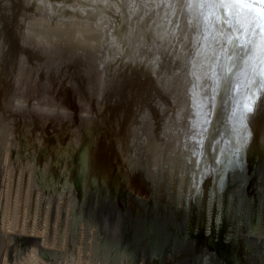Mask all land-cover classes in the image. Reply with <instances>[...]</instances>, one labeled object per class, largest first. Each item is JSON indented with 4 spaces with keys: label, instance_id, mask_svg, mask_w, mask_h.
I'll return each mask as SVG.
<instances>
[{
    "label": "water",
    "instance_id": "95a60500",
    "mask_svg": "<svg viewBox=\"0 0 264 264\" xmlns=\"http://www.w3.org/2000/svg\"><path fill=\"white\" fill-rule=\"evenodd\" d=\"M19 1L0 0V233L4 236L0 245L4 251L5 236L9 233L18 235L19 239L28 235L31 249L36 246L35 252L42 253L38 235L32 230L14 232L10 231L11 222L6 228L1 224L8 207L21 208L29 201L31 208L39 205L42 209L57 204L74 205L76 200L79 204L113 205L118 198V205L125 208L131 202L139 207V203L149 201L153 209L164 205L168 212L175 213L171 224L182 229L188 220L191 224L196 221L190 217L182 220L183 213L192 207L202 213L203 229L210 212L214 218L221 219L214 214L217 208L212 202L216 199L209 193L215 170L221 173L215 181L221 179L220 185L229 187V199L234 202L218 204L220 208L228 204V216L224 217L229 224L233 227L237 217L244 216L243 211L234 209L237 204L247 210L244 216L249 225L247 230L244 232L246 224H239L232 234L245 233L248 239L256 238L264 245V239L257 236L259 217L263 219L264 213V89L254 92L252 83L253 80L264 83L261 0H242L244 13L238 14V18L247 14L252 21L247 24L249 31L240 36V42L250 55L245 56L239 68L232 69L234 75L227 87L226 57L218 56L219 63L203 60L196 63L201 26L199 18L188 12L184 0H175L172 12L163 0L159 3L156 0H139V3L137 0H59L50 6ZM235 6L238 8L239 4ZM88 8L93 10L89 11L92 17L75 21L79 25L72 21L65 27L51 23L53 30L49 31L44 30L48 26L36 23L42 16L46 17V11L70 17L82 15ZM228 15L225 10L224 16ZM90 21H93L91 25L86 24ZM220 26L229 27L217 21V27ZM56 30L64 32L56 33L59 32ZM102 55L107 59L99 77L92 69L100 64ZM148 64L161 65L163 95H158L161 91L154 85L150 91L137 83ZM209 64L214 68L211 74L205 71ZM34 79H38L36 84H31ZM82 79L86 80L84 84L80 83ZM28 110L40 124H49L57 132L56 138L62 134L61 130H67L69 144L78 143L79 150L69 144L60 145L57 139L49 158L36 162L35 153L41 142L33 141L31 146L32 135L24 127ZM106 113H118V116L104 120ZM211 154L216 156V161L211 162ZM75 171L77 174L73 175ZM133 172L143 174L144 181L135 176L128 180ZM145 174L152 179L154 176L156 182ZM115 177L121 189H114ZM242 179L246 182L242 183ZM97 184L104 187V192L98 190ZM9 185L12 191L10 188V192H3ZM18 186H22L21 191H16ZM145 187L150 190L148 194ZM128 194L129 204L124 202ZM27 196L33 197L29 200ZM217 212L221 214L220 210ZM133 213L142 223L157 220L152 213L146 219ZM15 215L11 212L9 218ZM68 216L70 226L73 212L69 211ZM91 223V229L97 227V222ZM105 223L109 231L126 233L134 225L127 228L113 219ZM91 234L92 238L97 236L93 231ZM179 235L164 238L163 255L158 252L153 260L146 257L142 263L164 260V264H169L168 261L181 264L178 260L184 257L187 261L184 264H195L197 255L183 254L193 236L189 237V232ZM201 236V241L207 240L204 229ZM162 242L155 240L149 246L155 250ZM139 244L145 247L143 240ZM81 256L86 259L91 256L96 264H116L108 252L97 259L93 243L88 254Z\"/></svg>",
    "mask_w": 264,
    "mask_h": 264
},
{
    "label": "flooded vegetation",
    "instance_id": "af4514ba",
    "mask_svg": "<svg viewBox=\"0 0 264 264\" xmlns=\"http://www.w3.org/2000/svg\"><path fill=\"white\" fill-rule=\"evenodd\" d=\"M215 157H216L215 155L212 157V154H211V157H210L211 162L217 160V159H215ZM212 172H213V175L211 176V179H210V182L212 184H210L209 193H211V195L214 194L212 196H213V198L216 199L215 201L212 202L217 208L216 211H214V214L216 216L220 215L221 217L219 216V218H221V219L218 220V219L213 217V213H212V215H211V212L209 213V216H211V217L208 216L209 220H208V222H204L205 225L203 228L206 232V237L204 239H207V240L201 241V237H202L201 235H202V231H203L202 222H201V214L202 213H200L199 211L192 210V208L189 207L192 210V213H190V216H191L190 218L196 220L197 222L195 221V223L191 224L192 227L189 230L188 236L189 237L193 236V237L190 238L191 240L189 241V243L187 245V251L183 252V254L184 255L188 254V256L197 255L199 257V259H197L195 264H264V245L261 244V242L258 239L250 238L251 239L250 240V239H248L249 235H247L245 233L232 234L233 231L237 230L236 225H239V224H242V225L246 224V226L244 228V232H245V230H247L249 225L247 224V222L245 223V221H244V216H245V213L247 210H245V207H241L239 204H237V206H235L234 209L236 211H238V210L243 211L242 215H244V216L237 217L238 222H236L233 227L229 224V220H227V217H224V215L228 216V214H227L228 204L227 203L222 204L221 208L218 205L219 203H222L221 200L226 199L227 196L229 198V196H230V195H228L229 187L228 186L222 187L220 185V183H221L220 178H219L220 180H218V182L215 181V180H217L218 174L221 176L220 172H218L216 170L212 171ZM23 173L24 172H22L21 174H23ZM241 182L244 183L246 181L244 179H242ZM214 183H215V185H214ZM10 188L12 191V186H7V188L4 187V189L2 191L3 192H10ZM17 188L18 189H16V191H18L20 189L22 190V186H18ZM84 188H85V186L82 187V190H84ZM93 188H95V187H93ZM248 191H250V190H248ZM81 193L83 194V192H81ZM30 197L32 199L33 196H30ZM5 198H7V197H5ZM14 198L17 199V194L14 195ZM1 199H2V196H0V202H1ZM131 204L132 205H128V206H126V208H124L123 206L115 205V203L113 205H111V204L107 205L104 203L103 204L102 203L101 204L100 203L99 204H92L91 203L89 205V203H87V202L86 203L81 202L79 204V202H77V200H76L74 205H70V203H65V205L57 204L53 208H51V207L50 208H44L43 210H40V212L36 211V206L34 208H30L31 209V212H30L31 215H29V217H28V219H29L28 226L29 227H31L30 224H32V226H33V224H35L37 214H39V220H37V222H38L37 227L39 230L38 231V239H39L38 244L42 248V249L40 248L42 253L37 254L35 252V250L31 249V247L29 245L30 242H28L29 239L26 238V237H28V235L21 236L24 239H19L18 235L15 234V236H14V234H13L12 237H15V238H13L14 239L13 240L11 237L10 241L8 239V236H5V238H6L5 256L8 259L7 263H9L11 261L14 253H16V256L20 255V256L24 257L30 251H34L37 254V256H40V258L42 260L48 261V263H52V264H56L53 262L54 261L53 256L61 255V253L65 252L63 254V256H65V258L69 261L72 259V256L74 255V253L76 254V256H78V254H79L78 253V244L81 241L80 239L83 240L81 242L82 243L81 253L83 255L84 254L87 255L89 250H90V245H91V243H93L94 255L98 259L100 257L99 255H104V254H106V252L104 250H102V247H101L102 233H101V229L98 227L100 222L96 223L97 227H95V228L91 229V227L89 226V224H92L91 222L95 221L94 216L96 218L101 219V216H103L104 214H108V218H110V217H112L113 214H115L117 216H121V214H123L125 212H135L136 214H138V212L141 211V217H144L146 219L147 216H149V214H151L152 212L159 214V212L161 211L159 215L164 216V208L167 209L166 207H164V205H162L161 208L156 205L155 206L156 208L154 207L155 210H153L149 201H144L142 204L139 203V205H140L139 207H135L133 202H131ZM195 205H197V204H195ZM249 206L251 208V203ZM249 206H248V208H249ZM212 207H213V205H212ZM21 208H24V207H21ZM14 210H15V207H14V209H12V214H14ZM199 210H200V208H199ZM217 210L218 211L220 210L221 214H219L217 212ZM48 211H49V213H48ZM69 211L73 212V217H72L73 220L70 223L71 229L69 226V220H70L69 216H68ZM166 211H168V209ZM201 212H202V210H201ZM203 213H206V212L204 211ZM179 214H180L179 216H182L185 213H183V214L179 213ZM234 214L237 215V213H233V215ZM3 215H5V213ZM48 215H49V217H48ZM23 217H24V214H23ZM3 219H1L2 220L1 224H4ZM46 219H48V221H46ZM23 220H24V218L19 219V224H21L22 226H23V224H22ZM45 221L49 222L48 226L46 225ZM205 221H206V219H205ZM246 221H247V219H246ZM217 222H218V224H217ZM57 223H58V225H57ZM45 225L47 226L48 229H46ZM80 225H82L81 226L82 232L80 231V227H79ZM181 227L179 226L180 231L182 230ZM31 228H29V229H31ZM79 231H80V233H79ZM91 231L95 232V235H97V236L96 237L94 236V238H92L93 235L91 234ZM23 232H22V234L24 235ZM67 233H69V236ZM0 235H1V233H0ZM6 235H9V234H6ZM44 236H45L47 243H49V246H53L56 248L42 246V239ZM67 238H69V239H67ZM20 240H22L21 243L19 242ZM0 241H2V240H0ZM141 245L142 244H139V247ZM259 247H260V250H259ZM163 251H164V242H162L160 244V246L156 247L155 250L152 249L153 255H152L151 260L154 259V257L156 256V254H158V252H160L159 255H163L162 254ZM155 252H157V253H155ZM179 252H181V251H179ZM241 252H243V254H241ZM138 255H139V257H142L140 254H138ZM138 260H136L135 263H131V264H139V263H137ZM158 262L155 264H164V260L162 263H160V262L158 263ZM186 262L187 261L184 260V257H182V258L180 257L178 260V263H181V264H184ZM10 264H11V262H10ZM140 264H144V263L141 262ZM149 264H153V263L150 262Z\"/></svg>",
    "mask_w": 264,
    "mask_h": 264
},
{
    "label": "rangeland",
    "instance_id": "374dc122",
    "mask_svg": "<svg viewBox=\"0 0 264 264\" xmlns=\"http://www.w3.org/2000/svg\"><path fill=\"white\" fill-rule=\"evenodd\" d=\"M58 2H59V0H52L51 2H49V0L48 1L44 0L41 5H54L55 3H58ZM19 3H20V1H19ZM88 9H89L88 12L87 11L83 12V13H81L82 15L77 16L74 14V15H71L70 17L69 16L62 17L61 14L55 15L56 12H54V11H46L44 13L46 15V17L42 16L40 21H38L36 23L40 24L43 27L48 26V28L44 29V30H49V31L53 30V28H51V26H52L51 23L52 24L54 23L53 26L56 25V26H60V27L61 26L65 27V26H67L66 23H69L72 21L73 24L79 25L75 21H78L80 18H82L84 16H85V18H89V17L91 18L92 17L91 12L93 10L91 8H88ZM89 11H91V12L89 13ZM48 12L50 13V15H48ZM89 14H90V16H89ZM244 15H242V16H244ZM247 18H248V15H247ZM51 21H53V22H51ZM248 21H251L250 18L248 19ZM92 22L93 21H90V22H87L86 24L91 25ZM86 24H85V28H87ZM56 31H59V30H56ZM62 32H64V30H62L61 32L60 31L56 32V33L63 34ZM81 36H84V34H81ZM188 45L189 44H187V46ZM87 46H89V45H87ZM97 46L101 47V44H97ZM89 48L94 49V47L91 45L89 46ZM104 60H105V55L100 56L99 57V63L100 64L97 65V68L92 69L94 72L97 73V75H99V77H100V72H101L100 70L105 65ZM87 68L90 69V65H87ZM99 77H98V79H99ZM139 77L141 79V80L137 81L139 87L144 88V86H145V88L147 87L150 89L151 86L154 85V87L158 88V90L161 91L160 93H158V95H160V94L163 95V92H164V72L162 71L161 65L155 66L153 64L152 65L148 64L146 66V69L143 71L142 75L140 74ZM37 80L35 81V79H34L35 82H32L33 81V79H32V81H30V83L36 84ZM81 81L82 82H80V83L84 84L86 80L82 79ZM102 83H103L102 80H100L99 85H101ZM81 86H83V85H81ZM150 91H152V89H150ZM112 111H113V109H112ZM26 112H27V115L25 114L26 115L25 117L28 119V121H24V127L26 128L25 131L32 135L33 139L31 142V146L33 144V141L34 142H41V146L38 148L37 152L35 153V161L36 162H38V163L41 162L42 158L45 160L47 158H49L51 150L56 146L57 139H60V145H63V144L68 145L69 144L70 140L68 139L67 135H70V133L67 130H61L60 132H62V134L59 133L58 137L56 138L55 134L57 132H54L51 129L49 124H47V123L40 124L36 120L35 115L32 111L28 110ZM104 116H103L104 120L110 121L111 117H114L116 119V117L118 116V113H116V114L106 113V116L105 117ZM61 117L62 116H60L59 118H61ZM62 121H64V120H62ZM62 121H59V122H62ZM27 133H24V134H27ZM81 134H82V137L84 138L86 136V131L83 130ZM69 146L71 148L77 149V150H79V148H80V145L76 142H71L69 144ZM76 155H77V152L72 155L73 160L76 159V157H77ZM57 173L59 175H62L61 173H59V171H57ZM72 174L76 175L77 171H75ZM132 176L140 178L144 181V175L141 173L133 172L131 175H129V177H127V179L129 180L130 177H132ZM145 176L148 179L150 178L151 180H154V176H153V179H152V176H150L149 174H145ZM103 177L107 178V175H105ZM96 179H97V177H96ZM154 182H156V180H154ZM113 184H114L115 190L121 189L120 184L118 182V179L116 177L113 179ZM97 188L101 192H104V190H105L104 187H99L98 184H97ZM111 188H113V187H108V189H111ZM145 191L147 192V194L150 192L148 187H145ZM189 194L190 193H188V196L190 197ZM130 197H131V195L128 194V196L125 198L124 202L125 203L128 202L127 204H129L130 200H131ZM227 198L223 199L221 201H228L230 204L233 205V203H234L233 200H231L229 198L227 199ZM9 199H10V197H8V201H9ZM117 200H118V198H116V201H114L115 205H118ZM189 201H188V203H189ZM16 203L20 204V201L18 202L16 200ZM16 203H15V206L17 205ZM3 208L6 209V207H4V206H3ZM16 208H18V207H16ZM191 208H189L187 212L185 211L186 213L183 215L182 220L185 221V220H187V218L191 217L190 216V213H192ZM8 209H10V207H8ZM8 209H6V210H8ZM6 210H5L6 215H4V219H3V222H4L3 227L4 228H6V225L10 222L14 225V222L16 219V215L13 216L12 219L9 218V212L7 214ZM153 210H155V209H153ZM160 212H159V214H160ZM152 214L154 215V217L157 218V220L154 219L151 222L146 221L145 223H142V221L140 219H138L134 215L133 212H125L124 214H121V216H117V215L113 214L112 217H110V218H108V214H104L103 216H101V219L96 218L94 216L95 222H100L99 228L101 229V233H102V244H101L102 250L110 253V259L111 260H115L116 264H125L122 262L131 260V263H135L136 260L141 258V260L137 262L140 264L141 262H143V258H146V257L152 258L153 253H152V248L149 246L150 243L153 244L155 240H162L164 242V238H174V237H177L179 234H180L179 236H181V232H182V234L186 233V235H187L189 230L191 229L192 225H191L190 220H188L186 222V226L182 229V231H180L179 226L177 224L172 225L171 224V223H173L172 218L174 217V214H175L173 212L170 213L168 211H164V216H161L158 213H154V212H152ZM152 214H151V217H152ZM138 215L141 217V211L138 212ZM7 216H8V218H7ZM19 219L20 218H18V220ZM111 219H113L120 226L121 225H127L126 226L127 228L132 224H134V225L132 226L131 229L129 228L130 231L128 233H126L125 231L124 232L123 231H109L108 230L109 226L105 222H109V221H111ZM6 220H8L7 224H6ZM10 228H11V226H10ZM126 229H124V230H126ZM11 230L12 229H10V231ZM6 231H8V230L6 229ZM10 233H12V232H10ZM33 233H34V231H33ZM67 234L69 236V233H67ZM11 237H12V235L9 234V236H8L9 241L11 240ZM67 239H69V238H67ZM129 240H132V242H130ZM139 240H143L145 242V247H143V248L139 247ZM47 247L56 248L53 246H47ZM80 247H81V245L79 243V250H80ZM259 250H260V247H259ZM64 253H61V255L53 256V260H54L53 262L56 264H83L84 262L89 261V259L86 260L85 258H83L80 255L77 260H71V262H67V259L65 258V256H63ZM80 253L81 252H79V254ZM15 254L16 253H14V255ZM27 254H29V253H27ZM138 254H140L142 257L138 258ZM16 258H18V257L16 256ZM16 258H14L12 256V259H11V261H13L12 264H15ZM19 258L23 259V256H20ZM171 260L173 261L174 259H171ZM25 264H52V263H48V261L42 260L40 258V256H37V255L35 256L34 254H32L31 256L26 258Z\"/></svg>",
    "mask_w": 264,
    "mask_h": 264
},
{
    "label": "snow or ice",
    "instance_id": "6c2138e0",
    "mask_svg": "<svg viewBox=\"0 0 264 264\" xmlns=\"http://www.w3.org/2000/svg\"><path fill=\"white\" fill-rule=\"evenodd\" d=\"M161 2V0H156ZM187 10L190 14L194 13L199 18L201 26V35L197 37L198 60L197 64L203 60L205 63H219L218 56L223 55L227 59L226 72L224 76L225 86L230 83L231 75H234L232 69L239 68L246 55H250V51L246 46H242L240 36L248 32L247 15L238 18V14L244 13V3L242 0H184ZM139 3V0H137ZM165 5H169L168 11H174L175 0H163ZM264 4V0H261ZM239 4L237 8L235 5ZM227 10L229 15L224 16ZM163 11V9H161ZM261 28L264 29V15L260 16ZM217 21L221 25L229 27H217ZM206 73L211 74L214 68L211 64L205 69ZM255 85L254 92L264 89V83L253 80ZM255 95L252 99L255 100ZM251 111V108H249Z\"/></svg>",
    "mask_w": 264,
    "mask_h": 264
},
{
    "label": "bare ground",
    "instance_id": "6f19581e",
    "mask_svg": "<svg viewBox=\"0 0 264 264\" xmlns=\"http://www.w3.org/2000/svg\"><path fill=\"white\" fill-rule=\"evenodd\" d=\"M44 1V0H43ZM43 1L42 0H29L28 2H31V3H33V4H35V5H41L42 3H43ZM48 1V0H47ZM52 0H49V2H51ZM23 2H25V0H20V3H23ZM50 6V5H49ZM161 13H159V15H160ZM161 15H163V14H161ZM164 16V15H163ZM243 17V16H242ZM252 21V20H251ZM251 21H247V24L248 23H250ZM105 45H106V42H105ZM106 56V55H105ZM105 59H107V56L105 57ZM27 198L30 200V196L28 197L27 196ZM31 205H30V201L29 202H27V204L24 206V208H17V209H15L14 210V214H16V219H15V222H14V225H12L11 226V229L14 231V232H18V231H24V232H28L29 230H33L34 231V234H37L38 235V227H37V224H38V222H37V220H39V214H37V217H36V220H35V224H33V226H32V224H30L31 225V229H29V226H28V223H29V219H28V215H30V212H31ZM123 208V207H122ZM125 208V207H124ZM40 210H43L42 208H40V206L39 205H36V211L37 212H40ZM7 211V214H8V212H12V209L10 210V209H8V210H6ZM48 213H49V211H48ZM19 214V215H18ZM23 214H24V217H23ZM20 216L22 217V218H24V220H23V226L21 225V224H19V220H18V218H20ZM48 217H49V215H48ZM7 219V218H6ZM46 221H48V219H46ZM45 221V223H46V225L48 226L49 225V222H46ZM7 222H8V220H6V224H7ZM37 222V223H36ZM59 223V222H58ZM58 223H57V225H58ZM259 224H260V228H258V230L257 231H259L258 232V234H257V236H258V238H261V239H264V213H263V219L261 218L260 219V217H259ZM9 225H11L10 223H8L7 224V226H9ZM45 225V226H46ZM47 226H46V229H48L47 228ZM11 230V231H12ZM32 231V232H33ZM3 234H1L0 235V240H4L3 239V237L4 236H2ZM6 239V238H5ZM81 241H80V245H82V239H80ZM49 246V243H47V241H46V239H45V236L43 237V239H42V246ZM3 245H0V264H7V262H8V259L6 258V256H4L5 254H4V250H3ZM78 247H79V244H78ZM82 249V246L80 247V250ZM33 250H35V251H37L36 250V246L34 247V249ZM186 252V251H185ZM29 254H27L26 256H24L23 257V259H21V258H16V254L15 255H13V257L14 258H16V260H15V264H25V261H26V258H28L29 256H31L32 254H34L35 256L37 255L34 251H30V252H28ZM78 253H79V250H78ZM80 255H82V253H80V254H78V256H76V257H74V258H72L71 260H77L78 258H79V256ZM129 255V254H128ZM83 258H85V257H83ZM86 259V258H85ZM87 259H89V261L87 262H84L85 264H96V263H94L93 261H92V258H91V256L90 257H87ZM86 259V260H87ZM71 260H67V262H71ZM185 260V259H184ZM77 262V261H76ZM81 262V261H80ZM79 263V262H78ZM122 263H125V264H131V260H129V261H125V262H122ZM168 263L170 264V262L168 261Z\"/></svg>",
    "mask_w": 264,
    "mask_h": 264
}]
</instances>
